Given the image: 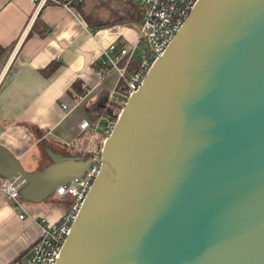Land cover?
Wrapping results in <instances>:
<instances>
[{
	"label": "water",
	"instance_id": "obj_1",
	"mask_svg": "<svg viewBox=\"0 0 264 264\" xmlns=\"http://www.w3.org/2000/svg\"><path fill=\"white\" fill-rule=\"evenodd\" d=\"M47 152L30 172L0 145L23 201L94 161ZM98 160L55 264H264V0H197Z\"/></svg>",
	"mask_w": 264,
	"mask_h": 264
},
{
	"label": "crops",
	"instance_id": "obj_2",
	"mask_svg": "<svg viewBox=\"0 0 264 264\" xmlns=\"http://www.w3.org/2000/svg\"><path fill=\"white\" fill-rule=\"evenodd\" d=\"M121 17L130 21L117 22ZM141 21L140 6L132 0H81L70 8L0 0V145L25 170L49 165L48 150L93 154L91 142L86 150L79 146L81 134L90 133V140L100 132L91 104L102 93L114 100L121 91L101 53L111 43H134ZM83 120L92 127L81 131ZM69 203L70 197L54 196L24 201L25 217L19 219L22 212L0 193V264L27 250L39 236V221H57Z\"/></svg>",
	"mask_w": 264,
	"mask_h": 264
},
{
	"label": "built area",
	"instance_id": "obj_3",
	"mask_svg": "<svg viewBox=\"0 0 264 264\" xmlns=\"http://www.w3.org/2000/svg\"><path fill=\"white\" fill-rule=\"evenodd\" d=\"M37 6L46 3L61 5L70 8L81 0H30ZM141 9L142 21L139 26L137 40L129 45L117 46L109 44L101 53V61L109 63L111 70L118 76V86L121 89L119 97L114 101L121 105L126 104L141 85L149 68L156 59L162 56L175 33L189 16L197 0H132ZM145 42V47L140 50L139 45ZM113 124L110 125V128ZM92 127L88 120L81 121L79 128L86 131ZM94 158L88 171L82 179L59 186L53 196L56 198L70 197L69 207L66 212L55 222L39 221V236L37 240L25 251L10 260L7 264H55L62 245L69 233L77 212L95 181L99 169L101 151L91 155ZM0 193L5 196L6 202L14 211H21L18 217H25L24 201L21 199L17 187L12 181H0Z\"/></svg>",
	"mask_w": 264,
	"mask_h": 264
},
{
	"label": "trees",
	"instance_id": "obj_4",
	"mask_svg": "<svg viewBox=\"0 0 264 264\" xmlns=\"http://www.w3.org/2000/svg\"><path fill=\"white\" fill-rule=\"evenodd\" d=\"M84 14V13H83ZM88 20L91 21V18L89 17ZM130 20L128 17H121V19H117V22H129ZM91 108L95 112V119L92 121L93 124L98 125L99 121L101 119H104L106 121H115L118 117V114L121 111V105H119L114 100H109L107 94H101L95 101L92 102ZM81 134V140L79 141V146L83 149H87L89 146V142H91V145H94L96 143L97 138H91L89 140V135ZM91 156L90 151H85L84 154L79 155L81 158H89ZM2 178H0V181Z\"/></svg>",
	"mask_w": 264,
	"mask_h": 264
},
{
	"label": "rangeland",
	"instance_id": "obj_5",
	"mask_svg": "<svg viewBox=\"0 0 264 264\" xmlns=\"http://www.w3.org/2000/svg\"><path fill=\"white\" fill-rule=\"evenodd\" d=\"M145 45H146L145 42H142L139 45L140 50L137 51L138 55L140 54L141 49L145 47ZM105 68L109 69V66L105 65ZM110 69H111V66H110ZM113 73H114V71H113ZM114 74L118 78L117 74L116 73H114ZM115 121H107L106 122L105 120H101L99 122L97 130L100 131V132L96 136L97 140H96V143L93 145L92 153H97V152H100L102 150V146H103L104 140L109 136V133H110V125L115 123ZM43 167H45V166H42L40 168H43ZM40 168H39V170H40ZM54 197L56 198V196H54Z\"/></svg>",
	"mask_w": 264,
	"mask_h": 264
}]
</instances>
